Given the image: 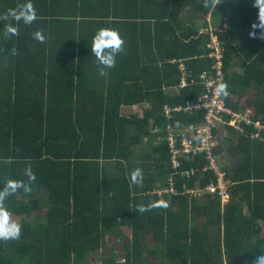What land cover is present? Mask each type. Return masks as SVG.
<instances>
[{"label":"trees","instance_id":"trees-1","mask_svg":"<svg viewBox=\"0 0 264 264\" xmlns=\"http://www.w3.org/2000/svg\"><path fill=\"white\" fill-rule=\"evenodd\" d=\"M24 2L0 0V12ZM33 3L38 18L19 22L18 34L6 36L0 22V187L27 180L28 165L36 174L31 193L7 199L23 230L18 240H0V264H252L264 254V128L229 114L212 127L228 182L224 203L187 191L217 177L203 169L204 152L180 156L174 169L166 138L168 125L184 130L204 120L202 107H183L205 90L200 73H214L203 56L209 28L223 52L226 104L264 126V41L252 38L264 24L257 0ZM101 27L124 39L105 75L90 50ZM38 29L43 42L33 38ZM144 102L140 116L120 112ZM136 167L144 176L133 183ZM171 182L174 192L157 193Z\"/></svg>","mask_w":264,"mask_h":264},{"label":"clouds","instance_id":"clouds-1","mask_svg":"<svg viewBox=\"0 0 264 264\" xmlns=\"http://www.w3.org/2000/svg\"><path fill=\"white\" fill-rule=\"evenodd\" d=\"M205 6H207V4H205ZM255 6L260 10V13L264 11V6L259 3V0H257ZM37 18L38 13L33 0H25L24 3L18 4L16 7H9L7 10L0 12V22H2L5 35L8 37L18 34L19 22L22 21L25 25H30ZM202 30L203 29L201 28V31ZM209 31L211 38V41L209 42L210 47V45L214 42L218 44L220 41L217 40L216 37L211 33V28H209ZM254 32L260 33L261 35L259 37H256L254 35L252 37L253 39L258 38L264 41V24H261L260 22V26L255 28ZM32 35L33 38L37 41L43 42L45 40V35L43 34V30L41 29L36 30ZM123 44L124 39L118 29L111 27H101L95 30L91 37L90 50L91 54L95 57L96 63L98 65V70L101 75H105L106 69H110L116 65L117 54L122 50ZM220 51L222 54L221 68L223 69L222 49H220ZM10 52L15 53V49H11ZM207 53L208 52L203 54V56H207ZM208 58H210L212 62H214V59L212 57ZM228 88L229 85L227 82H218L214 89L215 95L217 97H227L229 95ZM221 123L222 122H217L216 126L218 127ZM175 124L179 126L180 122L176 121ZM23 171L24 175L27 177V180L8 179L4 182L3 186L0 187V240L3 241L18 240L20 239L22 234L23 225L18 220L12 218V212L7 207L6 202L8 197L11 194L15 193L17 190L22 189L24 193H31L33 191L32 182L36 180V174L33 171L31 165L26 166ZM143 176V170L140 167H136L131 173L132 182L137 183L142 181ZM152 206L153 205H140L138 207V210L140 212H144ZM252 264H264V254H257Z\"/></svg>","mask_w":264,"mask_h":264},{"label":"built area","instance_id":"built-area-1","mask_svg":"<svg viewBox=\"0 0 264 264\" xmlns=\"http://www.w3.org/2000/svg\"><path fill=\"white\" fill-rule=\"evenodd\" d=\"M214 42L213 44H215ZM218 46V64L212 63L214 68V73L212 75L206 74L205 72L200 73L205 90L200 95V98L196 101L186 104L183 109H200L201 107L205 109L204 120L196 125H190L188 128L175 130L168 125L166 138L168 140L169 150H170V162L171 166L176 169L180 165V156H185L188 158L190 155L196 154L198 152H204L205 157L208 159L207 164L204 165L203 169H210L217 177L216 181H211L206 184L205 187L200 188L196 186L195 188H188L187 191L194 193L195 195H202L203 193L217 194L220 197L221 203L228 200V182L225 177V171L220 167L216 160L213 152L215 146V137L212 127L216 126L217 122H223V119L219 115H225L228 118V114L231 115L232 120H236L238 123L243 124H253L255 127L264 128L260 123L253 122L249 115L242 111L233 110L231 107L227 106L224 97H217L215 95L214 89L218 82L224 81V74L221 68V51ZM208 56V53H207ZM211 57V56H208ZM173 109L180 110L181 106H174ZM171 108L166 106L165 111L169 113ZM219 116V117H218ZM189 132L190 135H194L195 140L192 138H187L185 133ZM180 136V144H176V136ZM193 140V141H192ZM192 169H186L183 174H192ZM173 182L169 185L168 189H158L157 193L162 194L165 191L174 192Z\"/></svg>","mask_w":264,"mask_h":264},{"label":"crops","instance_id":"crops-1","mask_svg":"<svg viewBox=\"0 0 264 264\" xmlns=\"http://www.w3.org/2000/svg\"><path fill=\"white\" fill-rule=\"evenodd\" d=\"M143 107H148V104L146 102L142 103V104H135V105H132V106H121L120 108V112L122 115H131V114H137V115H142V112L141 109L143 110ZM146 138V137H145ZM146 141V140H144ZM143 145H145V143H143ZM143 145H139L135 152L137 153L138 152V155H143L141 154V152L144 150L142 148ZM139 159L136 160V162H139L141 157H137ZM119 247V246H117Z\"/></svg>","mask_w":264,"mask_h":264},{"label":"rangeland","instance_id":"rangeland-1","mask_svg":"<svg viewBox=\"0 0 264 264\" xmlns=\"http://www.w3.org/2000/svg\"><path fill=\"white\" fill-rule=\"evenodd\" d=\"M215 44H216V43H215ZM215 44H211V45H210V49L208 50V56H211V57L214 59V63H215V64H218L219 49H218V46L215 45ZM235 69H237V70H241L240 67H236ZM144 108H145V107H143V109H144ZM141 111H143V110L141 109ZM214 142H215V144L217 143L216 140H215ZM219 160H221V158H219ZM117 250L119 251V249H117ZM102 251H103V250H101L100 252H97L96 254H94V255L92 256V258H93V259H96L98 255L101 256ZM104 251H107V250L104 249ZM93 262H94V260H92V263H93Z\"/></svg>","mask_w":264,"mask_h":264}]
</instances>
